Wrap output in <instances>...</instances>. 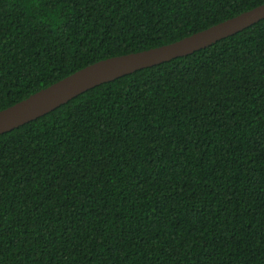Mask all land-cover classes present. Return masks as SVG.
I'll return each instance as SVG.
<instances>
[{
  "label": "trees",
  "instance_id": "1",
  "mask_svg": "<svg viewBox=\"0 0 264 264\" xmlns=\"http://www.w3.org/2000/svg\"><path fill=\"white\" fill-rule=\"evenodd\" d=\"M264 0H0V111ZM0 264H264V20L0 135Z\"/></svg>",
  "mask_w": 264,
  "mask_h": 264
},
{
  "label": "water",
  "instance_id": "2",
  "mask_svg": "<svg viewBox=\"0 0 264 264\" xmlns=\"http://www.w3.org/2000/svg\"><path fill=\"white\" fill-rule=\"evenodd\" d=\"M262 20H264V4L175 43L89 65L0 111V135L35 121L102 84L193 54Z\"/></svg>",
  "mask_w": 264,
  "mask_h": 264
}]
</instances>
